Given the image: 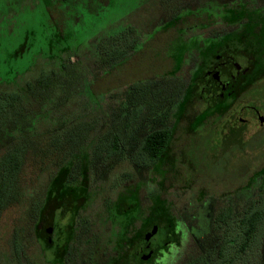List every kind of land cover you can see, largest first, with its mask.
Wrapping results in <instances>:
<instances>
[{
  "label": "rangeland",
  "instance_id": "rangeland-1",
  "mask_svg": "<svg viewBox=\"0 0 264 264\" xmlns=\"http://www.w3.org/2000/svg\"><path fill=\"white\" fill-rule=\"evenodd\" d=\"M88 1L49 0L51 9L62 12V16L65 12L68 17H71V19L68 17L64 19L68 25L67 33L70 35L69 45L76 56L71 57V60L79 62L83 71L76 70L80 75L77 84L73 79V83L70 80L72 86L76 85L77 88L73 86L74 89L71 92L67 91L76 97L63 105L64 107L62 106L63 115L49 114L46 108L39 107L38 111L29 113L28 116L33 115L32 118L38 119L43 127H48L49 136L52 139L54 137L56 139L61 128H69L79 121H86L91 126V133L87 139L98 137L101 141L109 137L113 129L111 127L119 124L118 133L126 137L124 139L126 149L130 153L132 128L128 129L125 126L129 125L127 116L129 112L131 113V109L125 103V96L136 94L135 98L138 100H131V103L139 107L142 106H140L141 102L151 103L158 99L155 102L159 108L156 110L157 114L153 113L155 110L152 112L153 115L149 113V109L142 110L136 122L138 126L133 125L137 126V132L139 131L137 136L146 134L144 127L151 123V118L158 120L156 127L170 124L172 117L167 114L166 109L168 106L172 110L176 108L173 107L174 102L177 101L175 96L179 89L186 85L189 70L193 68V62L188 65L183 64L188 59L181 58V53L187 52L189 55L186 57L191 59L196 40L185 38L194 35L195 31L186 30L184 42L179 41L180 32L177 30L161 33L158 25L168 19V15L161 10V0H110L108 3L106 0H91V5ZM194 1L200 3L199 11L202 13L206 10V13L215 14L218 9L216 0ZM202 1L204 3L201 4ZM263 1L260 0L261 3ZM45 3L44 0H0L1 83L9 80L15 72H22L28 65L31 66V70L21 81H17L19 87L31 82L37 73L53 68L51 63L42 61L45 52L44 36L56 30L49 23L50 17L45 13L44 6L47 5ZM203 17L194 20L193 16H189L184 20L190 24L191 28L188 26V29H195V23L203 25V30L200 29L195 33L203 37L228 31L219 25L217 19H214L216 21L213 23ZM43 25L47 26L46 35ZM126 29L138 34L136 46L134 47L132 40L129 44L130 51L118 64H113L110 68H98L93 53L96 41L102 37L117 35L123 39ZM132 37L133 35H128V38ZM23 43L25 46L20 52V46ZM15 53L21 56L11 57ZM236 58L239 61L244 60L240 57ZM35 59L37 64L34 66ZM229 69L228 63L225 70ZM223 73L227 74V72ZM18 86H15V91H20ZM12 90H14L12 86H4V88L0 86V91L10 93ZM156 94L158 96H154ZM23 95L26 106L31 100L27 93ZM214 97L216 98L217 94ZM241 104L264 106V80L247 92ZM240 106L235 110L241 108ZM201 109H203L201 103L195 101L187 105L183 112L178 113L168 152L174 159L162 160L163 167L162 169L159 167V175L147 171L144 177L140 178V183H144L145 186L150 185L149 189L153 194L159 193L161 186L160 199L172 209L171 213L177 220L182 221L187 218L193 219L196 223H204L213 211L212 202L205 199L198 204L188 201L187 205H184L185 201L192 200L198 195L199 188L205 189L210 195L218 196L220 193L225 195L230 189L229 180L231 184L233 179L243 184L256 168L264 166V130L249 126L239 136V143L230 144L227 140L230 136L228 126L233 121L228 114L221 119L203 122L204 125L196 126L191 131V126L196 121L194 117ZM242 115L252 122L256 119V116L249 112ZM11 131L14 129L9 126L3 128V133L0 134V148L9 142L8 139L13 134ZM41 135H43L42 132L34 139L37 138L41 142L49 140L45 137L46 134L43 135L42 140ZM42 151L37 153V160L43 157ZM120 167V163L107 167L106 174L119 171ZM26 168V173L21 177V183L17 184L10 193L12 198L10 207L0 211V264H27L26 262L53 264L52 252L48 250L41 253L38 246L40 243L35 240L32 233L33 209L38 200L35 175L38 165L36 162L29 161ZM237 171L241 172L240 175ZM184 183L190 185V191L186 193L183 192ZM148 190L139 192L140 198L145 203L148 202L145 198ZM93 206L92 211H96L98 203ZM109 237V235L104 236L106 240ZM158 239L157 237L155 240ZM15 249L23 251V256L20 257V252L15 253ZM160 264H163V261Z\"/></svg>",
  "mask_w": 264,
  "mask_h": 264
},
{
  "label": "flooded vegetation",
  "instance_id": "flooded-vegetation-1",
  "mask_svg": "<svg viewBox=\"0 0 264 264\" xmlns=\"http://www.w3.org/2000/svg\"><path fill=\"white\" fill-rule=\"evenodd\" d=\"M230 1L234 2L235 0ZM193 3H195L194 0L189 1L188 4L179 0L177 3L178 12H182L187 6L191 8L190 10L195 9L192 7ZM170 5V0L160 1L161 10L165 15H168V19L158 26L162 27L163 24L170 21ZM193 13L191 16L194 17ZM184 19L176 27L183 28L188 32L195 31L188 29L190 24ZM195 25L200 24L195 23ZM190 37L188 36V38ZM196 61L197 58L192 56L186 65L190 62L194 64ZM36 64L37 61L34 66ZM225 65L227 68L228 59ZM247 66L248 60L245 69H236L237 74L222 73L223 76H228L223 82H225V86H229V89L223 93L228 94L232 103L226 113V115L230 114L233 121L228 126L230 136L227 140L230 144L239 143V136L249 126L264 130V106L262 104L243 106L242 98L250 90L243 94L236 87L241 72L246 70ZM30 70L18 75L17 81H21ZM217 72L213 71L216 74ZM38 75L39 73L34 78L36 79ZM262 80L264 77L258 84ZM154 96H158V94ZM127 97L128 95L125 96V102L129 101ZM135 97H137L136 94L131 100H138ZM157 101L158 99H155V102ZM155 102L152 101L149 107L141 106V110L149 109L150 114L155 110L153 113L157 114L158 105ZM238 106L241 108L236 111ZM127 107L131 109V113L129 112L127 116L129 125L125 126L128 129L132 128L130 153L126 149L124 140L126 137L118 133V124L111 127L114 129L115 137L109 136L101 141L95 139L100 144L89 143L83 147L86 148L85 152L79 149V152L70 153L72 148L68 146L69 142L65 143L67 147L62 148V151L56 148L50 156V162L41 164L38 168L36 174L38 200L35 205L38 207V216L34 236L35 240L40 243L39 251L42 253L50 250L53 264H119L121 262L119 255L127 249L123 248L122 250L119 246V239L122 235L120 231L123 230L121 224L122 222L124 224L132 222L133 225L131 224V227L128 228L131 229V233L128 234L127 242L134 251L133 253L149 254L152 258L150 264H157L158 258L162 253L168 252L169 245L172 244L181 248L179 259L176 261L180 264H264V166L256 168L243 184L237 183L235 179L231 184V180H229L230 189L225 195L223 193L218 196L210 195L205 189L199 188L197 196H194L192 200L185 201L184 205H187L188 201L198 204L204 199L212 202L213 211L204 223H196L193 219L187 218L182 221L177 220L171 213L172 209L168 207V213L164 217L158 218L159 226H153V228L156 227L155 233L147 241H144L146 234L153 228L151 227L142 235L140 234L138 212L144 208L151 210V200L153 201L156 193L153 194L150 191V185L145 186L144 183H140V178L144 177L147 171L157 175L160 174V171L157 172L154 169L156 164L140 159L139 150L148 135L165 129L171 130V123L175 124L173 120L176 117L171 114L174 110L168 106L167 114L172 117L170 124L156 127V123H159L158 120L151 118V123L144 127L146 134L137 136L139 131L137 132L138 124L136 122L138 121L132 119V110L138 106L127 105ZM202 107L204 108V106ZM201 111L195 115L194 119L200 116ZM245 112L255 115V121L245 119L242 115ZM172 138V136L169 138L162 157L157 162L158 170L159 167L161 169L163 167L162 160L174 159L168 153ZM66 163L69 167L67 171L61 168L63 165H67ZM117 163L121 165L119 171L108 172L107 175L106 168L113 167ZM237 172L240 175L241 172ZM140 184H142L141 187ZM69 187L75 195L70 196L64 192ZM183 187V192L190 191V185L184 183ZM145 189H149L145 193L147 203L143 202L139 195V192L145 191ZM159 190L162 191L161 186ZM95 203H98L97 210L92 211ZM120 210L131 211V214L124 217L117 216ZM156 219L154 216H150L145 219V222L149 224ZM143 221L141 220V222ZM185 225L187 226L188 239L182 245L181 235L185 230ZM105 235L110 237L106 240ZM156 236L159 238L157 241L155 240ZM47 240L51 244L50 249H47L45 245ZM15 253H19V251L15 249ZM20 255H23V251H20Z\"/></svg>",
  "mask_w": 264,
  "mask_h": 264
},
{
  "label": "trees",
  "instance_id": "trees-1",
  "mask_svg": "<svg viewBox=\"0 0 264 264\" xmlns=\"http://www.w3.org/2000/svg\"><path fill=\"white\" fill-rule=\"evenodd\" d=\"M109 1L110 0H106V3ZM170 1L171 19L160 27L159 31L161 33H168L171 30H177L180 32L179 41L184 42L185 39L188 38H185L187 31L183 30V28L178 29L176 26L181 24L184 18L191 16L192 12H194L195 20L204 16L208 21L212 19L210 21L215 23L216 20L214 21V19H217L220 26L228 29V31H221L210 34L208 37H203L195 33L204 26L195 25V33L190 37L193 40H196V47L192 49L193 51L191 50V55H193L194 58H197V61L194 62L193 68L189 70L186 85H184L182 89H179L177 92L178 94L175 96V100L177 98V101L174 102L175 105H173V107L175 108L179 103L180 105L178 108L174 109L172 115L177 118L178 113L180 114L183 112L187 105L195 103V101L200 102L204 108L202 109L200 116H198L196 121L192 124V131L193 128L199 125H204L205 123L203 122H208L211 118L221 119L224 117L232 104L228 98V94L223 93L229 89V86H225V82H223L228 76L225 77L222 75L228 57L234 56L248 60L247 69L241 72V76L237 80L238 83L236 87L240 93L245 94L247 91L252 90L259 85V81L264 77V2L258 3V0H235L234 2L230 0H216L218 9L215 14H210L206 13V10H204L203 13L200 12V3H197V1H195L193 5L191 4L195 9L190 10L191 8L187 6L182 12H178L179 6H177V3L179 0ZM182 1L188 4L191 0ZM44 2L47 4L44 6V9L45 13L50 17L49 23H51L50 25H53L56 30L47 33L46 28L50 25H48L49 23L47 26L43 25V31L45 35L46 33L47 35L44 36L43 40L45 52L43 53L42 61L51 63L53 68L48 71L39 72L36 79L34 78L31 82L25 83L22 87L18 86L17 77L18 75H22L29 71L31 69V66L29 65L22 72H15L9 80L5 81V83L0 82V86L3 88L4 86H12L14 88L10 93L0 91V134L3 133V128L6 126L14 129V131H11L13 134L9 137V142L3 144L0 148V211L10 207L12 202L10 193L17 184L21 183V177L26 173V167H28L29 161H31V163L36 162L38 168H40L41 164H47V162H50V156L56 148H59L60 151H62V148L65 146L67 147L65 143L69 142L68 146L72 148L70 153H76L80 150L85 152L83 147L87 146L89 143H99L98 141H95V139H99L98 137H91L87 141V137L91 133V126L87 124L86 121H79L69 128H61L56 139L54 136H52L54 137L52 139L51 136H49L50 130L48 127H43V124H40L38 119L36 120L35 118H32L33 115L32 117L28 116L29 113L38 111L39 107L46 108V111L49 112V114L61 113L63 115L64 113L62 112H64V109H62V106L69 103L71 99L74 100L76 97L75 95L72 96L71 93L69 94L67 90L71 92L74 87L75 89L77 88L76 85H73L74 87L72 86L73 80L75 81V84H77L80 76L77 71H83L79 62H73L71 60V57H73L74 54L69 45L70 35L67 33L68 30L66 29L68 25L64 20L65 17H68V14L63 12L64 16H62V12L59 13L57 9L56 11L51 9L49 6V0L48 2L47 0H44ZM202 3H204V1H202L201 4ZM88 4H92L91 0L88 1ZM53 14H55V17H53ZM196 14L199 17H196ZM68 18L71 19V17ZM123 34V39H120L117 35L109 36L108 38L102 37L96 41L93 53L95 54L94 60L99 66L98 68H110L113 64H118L130 51L129 44L132 40V44L134 47L136 46V42L139 38L138 34H135L129 29H126ZM128 35H133V37L130 39L128 38ZM24 46L25 43L21 44L20 52L23 51ZM186 53L187 52L185 51L184 53H181V58L185 60L188 59V61H184L185 63L183 64L189 62V58L186 57L189 54ZM19 56H21V54L17 55V53H15L11 57L17 58ZM36 60L37 59H35V61ZM213 71L218 72L216 74L213 73ZM210 74H212V76H210ZM15 86H18L20 91H15ZM25 93L28 94L31 100L26 106L24 105L23 97V94ZM215 94H217L216 98L214 97ZM133 96L134 95L131 94L128 95L127 98L129 101H126L125 103L135 106V104L131 103V98ZM141 105L149 107L150 103L141 102L140 106ZM141 111V107L139 106L138 108H133L132 119L134 121L139 119ZM176 118L173 120L174 122L176 121ZM171 125V130L165 129L148 135L139 150L140 159L142 158L146 162L156 164L154 169L157 172H159L157 162L162 157L167 142L172 136L174 123L172 122ZM113 130L114 129H112L109 136L115 137ZM40 132H42L43 135L46 134L45 137L49 138V140L41 142L37 138L34 139V137H38ZM43 135H41L42 140ZM40 150H43V157L37 160L36 155ZM38 168L36 170H38ZM61 168L66 171L69 169L68 164L63 165ZM141 185L142 184H140V187ZM48 191H50L49 188ZM64 192L70 196L75 195V193L72 192L71 187ZM161 194L162 192L159 191V193H156L153 197V201L151 200V210L145 208L142 212H139L140 214L138 216L141 235L151 227L153 228L155 225L159 226L158 218L165 216L169 211L168 206H166L163 200L160 199ZM119 212L120 213H118L117 216L120 217L131 214V211L124 212L120 210ZM37 216L38 207L35 206L32 217L33 235L35 234ZM150 216H154L157 219L152 223L146 224L145 219ZM141 220L144 221L141 222ZM131 224L132 222H130V224H124V222H122L121 224V229L123 230L120 231L122 235L119 239V246L122 250L123 248L127 249L123 251L124 253L119 255L121 259L119 264L152 263V258L149 254L143 255L133 253L134 251H132L129 246L127 240L129 238L128 234L131 233V229L128 228L131 227ZM45 245L47 249H50L51 244L48 240L45 242ZM18 251L20 252V250ZM22 256L23 255H20V257ZM26 263L28 264V262Z\"/></svg>",
  "mask_w": 264,
  "mask_h": 264
},
{
  "label": "clouds",
  "instance_id": "clouds-1",
  "mask_svg": "<svg viewBox=\"0 0 264 264\" xmlns=\"http://www.w3.org/2000/svg\"><path fill=\"white\" fill-rule=\"evenodd\" d=\"M188 239L187 226L185 225V230L181 235V244H185ZM181 252V248H177L175 244L169 245V251L164 252L157 260V264H160L161 260H163V264H176V261L179 259V253Z\"/></svg>",
  "mask_w": 264,
  "mask_h": 264
},
{
  "label": "water",
  "instance_id": "water-1",
  "mask_svg": "<svg viewBox=\"0 0 264 264\" xmlns=\"http://www.w3.org/2000/svg\"><path fill=\"white\" fill-rule=\"evenodd\" d=\"M228 59V63L230 65V69L227 70V73H233V74H237L236 69L237 68H241V69H245V66L247 64V60H243V61H239L238 58L234 57V56H230L227 58ZM156 231V227H154L151 232L147 233L145 236V240L147 241L150 236H152Z\"/></svg>",
  "mask_w": 264,
  "mask_h": 264
}]
</instances>
